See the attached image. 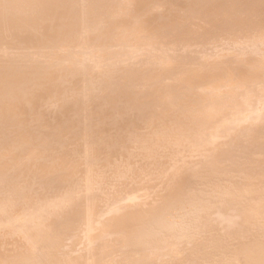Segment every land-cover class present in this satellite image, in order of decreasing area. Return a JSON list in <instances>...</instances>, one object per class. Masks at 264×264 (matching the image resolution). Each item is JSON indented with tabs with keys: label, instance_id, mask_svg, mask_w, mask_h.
I'll return each mask as SVG.
<instances>
[{
	"label": "bare ground",
	"instance_id": "obj_1",
	"mask_svg": "<svg viewBox=\"0 0 264 264\" xmlns=\"http://www.w3.org/2000/svg\"><path fill=\"white\" fill-rule=\"evenodd\" d=\"M0 264H264V0H0Z\"/></svg>",
	"mask_w": 264,
	"mask_h": 264
}]
</instances>
